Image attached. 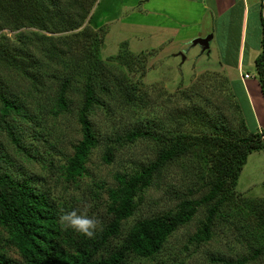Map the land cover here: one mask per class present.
Listing matches in <instances>:
<instances>
[{
  "label": "trees",
  "instance_id": "16d2710c",
  "mask_svg": "<svg viewBox=\"0 0 264 264\" xmlns=\"http://www.w3.org/2000/svg\"><path fill=\"white\" fill-rule=\"evenodd\" d=\"M95 1L0 0V64L17 69L22 78L29 80L27 86L12 87L5 83L0 73V133L8 138L21 160L24 158L28 163H37L45 172L38 175L23 168L0 144V264H131L136 258L153 259L164 249L169 238L180 227L187 225L203 205L206 208L204 221L190 236V243L200 245L208 242L213 237L212 228L217 218L232 225L237 220L239 224L236 228L249 245L251 260L264 264V234L256 230L249 233L242 208L246 204L249 207L252 227L258 226V222L264 224V199L246 198L234 188L248 154L264 148V133L246 128L230 98L227 101L237 111V118L232 121H227L222 112L208 105L196 106L194 117L201 120L202 132L185 131L182 120L186 118L182 117L176 119V129L166 133L137 128L115 139H107L101 155L104 163H112L118 146L138 138L153 140L155 157L130 174H116L117 184L107 188L104 200L98 203V198L90 204L86 203L82 194L86 188H81L80 184L89 174L88 162L93 151L101 143L92 119L96 109L107 110L108 102L104 98L113 94L118 97L119 104L124 101L130 106L135 104L141 110L147 108L145 94L132 78L117 77L102 70L105 62L100 50L104 34L99 36L97 31L84 26ZM262 10L260 52L254 64L264 93ZM21 28L36 29L28 31L34 38L31 42L34 41L32 46L35 48L31 51L25 46L8 48L4 43L7 36L2 30L17 31ZM66 31H71L66 38L76 44L72 46L65 41L63 49L52 41L51 35ZM22 34L20 41H28ZM46 42L48 45L44 46ZM76 45L80 51L74 53ZM132 55L124 52L121 56L108 58L112 63L108 61L114 64ZM141 57L146 58L144 54ZM43 65L48 68L44 70L46 66ZM57 67H61V71ZM108 83H112L113 89ZM76 88L82 90L80 106L76 111L81 138L65 163L54 167L51 158L33 149L32 144L24 139L30 128L37 129L33 138L40 139L38 129L41 126L38 123L46 110L44 103L51 105L49 110L55 117L69 112L71 96ZM203 89H181L179 97L186 104L202 101L205 99L201 94ZM200 106H206V109L200 110ZM52 146L53 143H47V148ZM190 157L198 162L197 177L199 175L206 188L201 197L183 198L173 210L135 218L129 223L145 190L160 185L169 166L181 164ZM52 176H56L55 182L61 183L64 190L73 186L82 190L81 195L65 197L53 192L48 185ZM91 194L94 198L96 191ZM99 204L102 215L98 219L103 228L95 238L89 239L72 230L60 229L58 217L62 211L75 209L78 214L90 217L93 208ZM230 204L233 208L228 206Z\"/></svg>",
  "mask_w": 264,
  "mask_h": 264
},
{
  "label": "rangeland",
  "instance_id": "374dc122",
  "mask_svg": "<svg viewBox=\"0 0 264 264\" xmlns=\"http://www.w3.org/2000/svg\"><path fill=\"white\" fill-rule=\"evenodd\" d=\"M132 1L96 0L90 9L91 13L89 12V14L91 15L88 14L84 22V26L97 31L99 36L104 34L100 50V55L105 62L102 70L117 77L132 78L138 89L145 94L147 104V108L143 110L136 108L135 104L130 106L124 101L119 104L118 97L113 94L109 98H104V101L108 102L107 110L96 109L92 119L101 143L93 151L88 162L89 174L84 176L81 180L82 184H80L81 188H86L83 189L82 194L87 204L98 198L97 202L99 203L107 197V188L117 184L116 174H130L139 165L148 164L155 157L153 140L138 138L132 143L126 142L123 146H118V150L114 152L112 163H104L101 155L104 151V142L107 139H115L116 136L137 128L153 133L157 131L166 133L176 129V119L182 117L186 118V120H182L185 122L182 124L185 126V131L199 133L202 132V122L194 117L197 105H208L211 109L222 112L227 121H232L236 120L237 111L235 112L234 107L230 105L231 102L238 108L237 114L249 131L256 129L264 133V93L258 81L254 64L255 58L260 52L261 38L259 6H255V0L252 2L251 9H255V11L245 21L243 41L240 43L241 18L238 17L240 20L235 17L230 19L232 25L229 27L218 21L217 26L215 25L213 28L214 24L207 22L208 34L212 35V40L210 39V45L204 51L200 45L191 44L193 38L186 42L182 41L188 31L194 32L204 26L205 22L200 23L199 21L202 11L197 8L190 10L189 12L194 15L187 14V18H182L185 19L182 22L179 20V13L175 11L177 14L173 17L171 24L178 27V30L171 35V38H165L163 42L156 44L159 40L156 41L150 36H144L145 39L139 40L133 31L126 30L120 25L121 22H126V27H129V24L132 25L133 10H137L133 6L124 8L125 4L130 5ZM261 5L262 14H264V0ZM140 6L138 4L136 7ZM189 7L191 6L189 5ZM151 14L152 12H149V15ZM149 15L146 18L148 21ZM28 31H36V29L2 30V33L7 36L4 43L8 48L25 46L29 50H33L35 48L32 46L34 41H31L34 38L29 35ZM22 33L24 36L26 35L29 42L20 41L23 39V37L20 38ZM69 33L71 31L54 33L51 35L53 36L52 41L63 49L65 41L74 46L76 42H70L66 38V34ZM45 34L49 35L50 33ZM159 44L162 46H158ZM47 45L46 42L44 46ZM152 49L155 50L152 51ZM141 50L142 52H140ZM78 51L80 50L76 45V50L73 52L77 53ZM124 52H130L133 55L131 58L121 59L117 63L111 64L112 61L108 58L118 54L121 56ZM143 54L146 56L145 59L141 57ZM36 55L39 57V54ZM239 56L242 70L237 68ZM40 58L44 59L41 55ZM46 68L48 66L43 67L44 70ZM57 69L61 71V67H57ZM219 71L225 74H221ZM0 73L9 86H27L29 83V80L19 75L17 69L4 67L3 64H0ZM242 79H244L245 85L241 82ZM46 83L45 85H47ZM108 86L113 89L112 83H108ZM203 87L204 92L201 94L205 99L202 101L186 104L185 100L179 97L181 89H201ZM73 92L70 111L61 117L53 116L49 110L51 105L44 103L46 110L43 111L39 123L37 122L41 126L38 129L41 133L40 139L33 138L37 132L35 128H30L24 139L26 143L32 144L33 149H37L47 158H51L54 167L65 163L66 157L73 153L74 145L81 138L76 111L80 106L82 90L76 88ZM228 98H230V103L227 101ZM204 108L206 109V106L200 110H204ZM47 143H53L51 149L47 148ZM0 144L23 168L37 172L38 175L45 173L37 163H28L24 161V158L21 160V156L15 154L14 146L3 133H0ZM197 163L196 159L190 157L181 164L169 166L163 174L162 183L145 190L135 215L128 222H133L135 218L173 210L183 198L201 197L206 188L202 185L203 180L199 178V175L197 177ZM55 178L56 176H52L51 180H48V185L53 192L65 197L81 195L82 190L75 189L73 186H70L67 191L64 190L61 183L55 182ZM234 188L246 198L264 199V148L248 154ZM94 191H96V195L93 198L91 193ZM100 206L99 204L98 207L93 208L90 217L98 218L102 215V206ZM228 206L233 208V204ZM242 208L243 216H245L243 219L249 233L256 230L259 234L260 231L264 234V224L258 222V226L252 227L250 223L252 213L249 207L246 204ZM205 215V206H200L193 219L187 225L180 227L169 238L164 249L155 258H136L131 264H260L251 260L249 245L241 237L239 229L236 228V225L239 224L237 220L232 225L217 218L212 228L213 237L208 242L200 245L190 243V236L201 227Z\"/></svg>",
  "mask_w": 264,
  "mask_h": 264
},
{
  "label": "crops",
  "instance_id": "0c3cea01",
  "mask_svg": "<svg viewBox=\"0 0 264 264\" xmlns=\"http://www.w3.org/2000/svg\"><path fill=\"white\" fill-rule=\"evenodd\" d=\"M253 0H133L130 5L125 4L124 8L127 6H133L135 10H133V23L132 25L129 24V27H126V22H121V26L126 30H131L135 35H137L139 40H142L144 36H150L151 38H155L157 43L163 42L166 38H171V35L178 30V27H174L171 22L173 17L179 13V17L182 22V18H187V14L194 15L192 12H189L192 9L197 8L198 10L202 11L201 17L199 18L200 23L205 22L204 26L199 27L194 32H187L184 35L182 41H188L190 38H204L210 34L209 29L207 26V22L217 26L218 21H221L223 25L229 27L232 25L230 19L235 17L236 19L240 20L241 25V40L240 43L243 41L242 36L244 34V25L245 21L248 20L250 14L255 11L252 9ZM255 6H259L258 13L260 19V10L262 9V0H255ZM141 5L140 7H136L137 5ZM189 5L191 7H189ZM177 11V13H175ZM263 11V10H262ZM149 12H152L149 15ZM91 13V12H90ZM150 16L149 21L146 20L148 15ZM108 14V13H107ZM91 15V14H89ZM239 17V18H238ZM122 21V20H121ZM189 21V20H186ZM179 22V21H178ZM248 23V22H247ZM208 34V35H206ZM206 35V36H205ZM200 36V37H197ZM229 36V33H228ZM195 37V38H194ZM212 38V37H211ZM145 39V38H144ZM192 40V41H193ZM212 40V39H211ZM210 39L208 40V46L210 45ZM191 41V44H192ZM163 44V43H162ZM162 44L158 46H162ZM193 45V44H192ZM196 45V44H195ZM200 45V44H198ZM157 46V45H156ZM202 51L206 50L207 48H203ZM155 49H152V51ZM151 51V50H150ZM142 52V50L140 51ZM145 52V51H144ZM148 52V51H147ZM151 53V52H150ZM224 68V67H223ZM238 70H242V65L240 63V56L238 58ZM225 71V69H223ZM219 73H223L219 71ZM225 74V73H223ZM229 80V79H228ZM243 85L244 79L241 80Z\"/></svg>",
  "mask_w": 264,
  "mask_h": 264
},
{
  "label": "clouds",
  "instance_id": "9594fccd",
  "mask_svg": "<svg viewBox=\"0 0 264 264\" xmlns=\"http://www.w3.org/2000/svg\"><path fill=\"white\" fill-rule=\"evenodd\" d=\"M58 224L62 231L72 230L89 239L95 238L97 232L103 228L102 222L98 218L78 214L75 209L62 211L58 217Z\"/></svg>",
  "mask_w": 264,
  "mask_h": 264
},
{
  "label": "water",
  "instance_id": "95a60500",
  "mask_svg": "<svg viewBox=\"0 0 264 264\" xmlns=\"http://www.w3.org/2000/svg\"><path fill=\"white\" fill-rule=\"evenodd\" d=\"M211 37H212V35L210 34L204 38H196L192 41V44L193 45L200 44L205 49L208 47V40L211 39Z\"/></svg>",
  "mask_w": 264,
  "mask_h": 264
},
{
  "label": "built area",
  "instance_id": "2783aa9c",
  "mask_svg": "<svg viewBox=\"0 0 264 264\" xmlns=\"http://www.w3.org/2000/svg\"><path fill=\"white\" fill-rule=\"evenodd\" d=\"M263 16H264V14H263Z\"/></svg>",
  "mask_w": 264,
  "mask_h": 264
}]
</instances>
